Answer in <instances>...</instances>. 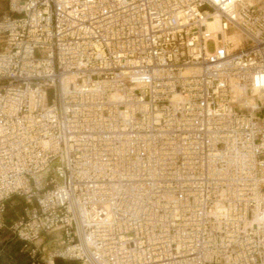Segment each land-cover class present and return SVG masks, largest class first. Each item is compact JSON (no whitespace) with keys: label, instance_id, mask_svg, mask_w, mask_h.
Here are the masks:
<instances>
[{"label":"built area","instance_id":"1","mask_svg":"<svg viewBox=\"0 0 264 264\" xmlns=\"http://www.w3.org/2000/svg\"><path fill=\"white\" fill-rule=\"evenodd\" d=\"M7 1L0 231L24 198L31 264H264V0Z\"/></svg>","mask_w":264,"mask_h":264},{"label":"rangeland","instance_id":"2","mask_svg":"<svg viewBox=\"0 0 264 264\" xmlns=\"http://www.w3.org/2000/svg\"><path fill=\"white\" fill-rule=\"evenodd\" d=\"M9 12V2L7 0H0V17L4 13ZM209 48L213 49V44H209ZM27 206L26 200L22 197L15 196L9 201V206L6 213V224L9 227L16 222L23 213L24 207ZM6 227L0 231V264H9L15 262L20 264V258L27 259L28 253L23 249V242L18 239L10 229ZM41 245V248H45L48 252L58 245L54 235H48L44 238V241L37 243ZM28 256V257H27ZM30 258V257H29ZM58 264H77L73 261H57ZM45 264V263H40Z\"/></svg>","mask_w":264,"mask_h":264},{"label":"trees","instance_id":"3","mask_svg":"<svg viewBox=\"0 0 264 264\" xmlns=\"http://www.w3.org/2000/svg\"><path fill=\"white\" fill-rule=\"evenodd\" d=\"M28 257V256H27ZM20 264H29V257L27 259L25 258H20Z\"/></svg>","mask_w":264,"mask_h":264},{"label":"bare ground","instance_id":"4","mask_svg":"<svg viewBox=\"0 0 264 264\" xmlns=\"http://www.w3.org/2000/svg\"><path fill=\"white\" fill-rule=\"evenodd\" d=\"M211 27H212V28H217V27H218L217 21L214 22L213 24H211Z\"/></svg>","mask_w":264,"mask_h":264},{"label":"crops","instance_id":"5","mask_svg":"<svg viewBox=\"0 0 264 264\" xmlns=\"http://www.w3.org/2000/svg\"><path fill=\"white\" fill-rule=\"evenodd\" d=\"M63 261V260H62ZM9 264H16L15 262ZM29 264H31V259L29 258Z\"/></svg>","mask_w":264,"mask_h":264}]
</instances>
